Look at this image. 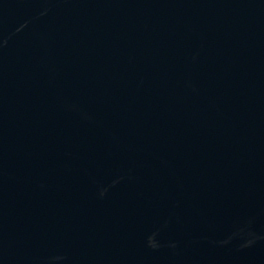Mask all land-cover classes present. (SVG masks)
Wrapping results in <instances>:
<instances>
[{"label":"water","instance_id":"1","mask_svg":"<svg viewBox=\"0 0 264 264\" xmlns=\"http://www.w3.org/2000/svg\"><path fill=\"white\" fill-rule=\"evenodd\" d=\"M0 264H264V0H0Z\"/></svg>","mask_w":264,"mask_h":264}]
</instances>
